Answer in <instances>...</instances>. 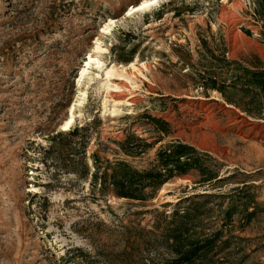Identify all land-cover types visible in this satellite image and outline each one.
Instances as JSON below:
<instances>
[{
  "label": "rangeland",
  "instance_id": "1",
  "mask_svg": "<svg viewBox=\"0 0 264 264\" xmlns=\"http://www.w3.org/2000/svg\"><path fill=\"white\" fill-rule=\"evenodd\" d=\"M143 1L0 0V264H167L187 209L193 238L221 234L196 264H264V117L205 87L231 79L226 60L264 70V2L159 0L129 15ZM173 143L217 180L192 170L146 201L93 180L116 162L151 170Z\"/></svg>",
  "mask_w": 264,
  "mask_h": 264
},
{
  "label": "trees",
  "instance_id": "2",
  "mask_svg": "<svg viewBox=\"0 0 264 264\" xmlns=\"http://www.w3.org/2000/svg\"><path fill=\"white\" fill-rule=\"evenodd\" d=\"M226 63L227 68L235 69L231 79L221 81L216 76L208 75L205 79L206 89L219 92L227 104L250 117H264V70H252L236 61L226 60ZM148 119L161 134L170 133L169 124L165 121L151 116ZM81 130L76 127L72 134ZM202 157L192 146L173 143L159 151L158 166L151 170L141 172L125 162H116L102 174L98 169L93 174V180L95 183L99 181L104 191H112L119 198L146 201L170 180L187 175L192 170L201 174L203 182L217 180L218 177L203 163ZM192 213L187 209L182 214L177 212L173 215L174 220H179V225L166 232L165 236L167 247L175 252L176 257L166 262L167 264H196L197 261L204 263L215 249L221 234L204 239L193 238L197 225L191 222ZM226 213L227 218L231 219L233 210L229 208Z\"/></svg>",
  "mask_w": 264,
  "mask_h": 264
},
{
  "label": "bare ground",
  "instance_id": "3",
  "mask_svg": "<svg viewBox=\"0 0 264 264\" xmlns=\"http://www.w3.org/2000/svg\"><path fill=\"white\" fill-rule=\"evenodd\" d=\"M158 2H159V0H144L141 4L133 6L130 9V11H129V15L132 14V13H137V12L144 11L145 9L154 6ZM99 62H101L99 60V58L92 57V56L89 58V61H87V64H86V66L84 67V69H83V71L81 73V77H80L79 83H81V81H83L84 78L86 77V75L89 73V68L92 67L93 64H95V63L99 64ZM112 69L108 70L107 76H110V75H112L115 72ZM74 122H75V108L72 107L71 111H70L69 118L67 119L66 123L63 125L62 130L63 131L67 130L72 124H74Z\"/></svg>",
  "mask_w": 264,
  "mask_h": 264
}]
</instances>
